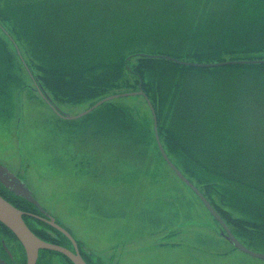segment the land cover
<instances>
[{
    "label": "rangeland",
    "instance_id": "374dc122",
    "mask_svg": "<svg viewBox=\"0 0 264 264\" xmlns=\"http://www.w3.org/2000/svg\"><path fill=\"white\" fill-rule=\"evenodd\" d=\"M18 1L0 0V25L13 38L34 82L70 115L97 101L99 89L93 84L101 89L115 78L108 64L90 67L94 57L103 60L99 53L107 52L105 36L88 48L75 39L76 49L69 51L54 46L59 25L74 34L76 21L105 18L110 9L192 11L199 1L202 27L210 20L227 23L224 36L218 31L224 24L196 37L173 29V36L166 31L143 41L118 42L133 53L128 56L124 48L118 55L108 48V54L120 56L116 65L124 56L127 71L136 66L143 70L141 88L151 96L169 158L236 237L264 254V67L188 68L151 57H173L193 46L203 62L188 63L264 59V0H216L204 7L205 0H46L39 35L26 32L15 18L16 6L9 5ZM91 29L99 32L98 26ZM143 54L149 60L132 57ZM86 69L90 74L75 82L76 72ZM126 79L134 84V75ZM122 81L113 85L112 94L139 89H128ZM26 84L33 87L16 49L0 30V162L22 171L42 206L104 263L264 264L216 234L213 218L158 152L152 114L142 97L112 100L65 121ZM196 128L206 132L201 136ZM227 131L232 134L225 138Z\"/></svg>",
    "mask_w": 264,
    "mask_h": 264
},
{
    "label": "trees",
    "instance_id": "16d2710c",
    "mask_svg": "<svg viewBox=\"0 0 264 264\" xmlns=\"http://www.w3.org/2000/svg\"><path fill=\"white\" fill-rule=\"evenodd\" d=\"M215 1L216 0H205L203 7L207 3L216 4ZM45 4H46V0H19L18 3H16V5H9V6H16V9L13 10L14 12H16L15 18L18 20L19 24L23 26L26 32L30 31L33 34L35 32H38L37 35H39L40 27H39L38 18H39V15L41 14L40 9ZM196 5H197L196 9L192 11L190 9L186 10L184 9V7H179L178 10L171 11V12L164 11V10H156L154 12L144 7H140L138 9L134 6L129 7V8H124L122 11L121 10L112 11L111 9L107 10L106 8H104V10L109 11V13L107 14L105 18H101L99 16L98 19L94 17L91 19H86L84 21H76L75 25L77 29L74 34L70 32L68 26L66 28H63L61 25H59L58 30L54 34V37L56 39V41L54 42V46L56 47L62 46L63 49L73 51L76 49L72 45L73 43H77L75 39H78L82 43L80 44L81 47L88 48L89 44H94L97 42V45H98L99 39L101 36L106 37L105 44H107L106 45L107 52L103 50V52L99 53L100 55L99 58L103 60H99L94 57V59H92L91 61L90 67L97 66L99 64H104L106 67V65L108 64L110 67H112L111 75H113L115 80H110L109 84H106V86L101 89H100V86L93 84L94 87H97L99 89L95 91L98 93L97 95H95L97 96L95 98L98 99L101 97L100 95L105 96L107 95L108 92L111 93L113 85L117 84V81H121L122 79H123L122 85H124V87H127L128 89L133 87V85L142 86L143 70L139 69L138 66H136L134 69L129 67V71H127L125 68L124 56H123V59L120 61V63L117 65L114 63V61L116 58L120 56H109L108 48L111 52H114L117 55L120 54L121 50L119 51V49L124 48V47H119L120 43L118 42H121L122 40L126 41L130 38L132 39L136 37L140 41H143L144 38H146L145 36H150V35L153 36V35L159 34L160 32L165 33L166 31L168 35L173 36V33H172L173 29H176L181 34L180 36H182L183 34L190 35V33L192 32L191 33L192 36L196 37L197 35L201 34L203 30L207 28H212V30L215 29L214 26H217L218 24H221V25L224 24L220 29H218V31H221L220 36H224L223 28L224 26H227V23L218 22L215 20V23L217 24L215 23L213 24V22L210 20L208 21L206 25H204V27H202L201 22L198 21V10H199L198 8H200V1ZM210 11H213V10H211L210 8ZM160 14L161 16L159 18L158 15ZM210 16H213V15L209 13V17ZM157 18L159 19L157 20ZM22 21H23V24H22ZM93 26H98L99 32H94V30L91 29ZM28 27L30 28V30L26 29ZM96 35L97 37H95ZM137 49H141V47H137ZM122 50L125 52L126 54L125 56H128L129 54L128 52H130V50L126 48ZM137 51H142V50H137ZM130 54H133V53H130ZM198 54L200 53L198 51H195L193 46H190L189 48L182 50L181 53L175 54V55L172 54V55L173 57L180 59V60H184V61L191 60L195 62H203V58L201 60ZM132 57H136L140 61L149 60L148 57L141 56V55H133ZM154 59H157V58H154ZM250 59L252 60L253 58H250ZM158 60H164V59H158ZM109 63H113V64H109ZM250 65H253V64H250ZM187 67L189 68L193 66H187ZM261 67H264V64H261ZM193 68H197V67H193ZM89 71L90 70L88 69H86L85 71L83 70L77 71V72L75 71L76 72L75 82H77L78 80V83H80L82 81L81 76L83 74H90ZM126 75H134V84H130V81L126 79ZM84 91H85V94L90 92V90H87V89H84ZM145 93L152 103L151 96H149L146 91ZM194 132L196 133L198 132V134L203 136L202 133H205L206 130H203L202 132L201 130L198 131V128H196ZM231 134H232L231 131H227L225 138L229 137ZM210 139H211L210 137L205 138V142L208 143ZM216 147L217 146L213 147L214 151L216 150ZM211 155H213V153L210 154L209 157H211Z\"/></svg>",
    "mask_w": 264,
    "mask_h": 264
},
{
    "label": "flooded vegetation",
    "instance_id": "af4514ba",
    "mask_svg": "<svg viewBox=\"0 0 264 264\" xmlns=\"http://www.w3.org/2000/svg\"><path fill=\"white\" fill-rule=\"evenodd\" d=\"M26 87L29 90H33L35 93H37L36 90L29 84H26ZM40 96L39 98L41 99L43 104L48 108L49 107L52 108L51 106L53 105L54 102L50 99L46 100L44 94H43L44 97L42 96L43 99ZM0 164L8 168L17 178L26 182L22 171H15L10 167H8L7 165L3 164L2 162H0ZM27 185L29 186L28 183ZM29 188L31 189L34 199L36 200L38 205L29 202L19 196H16L14 193L10 192L7 188H5L1 183H0V196L6 199L11 204H13L18 210L22 212L23 221L28 227V229L43 242L64 249L70 252L72 255L80 257L84 264H106L100 257H97L94 252H92L86 246H84L80 242V240L77 239V237L72 233L71 230H69L66 226H64L56 217H54L46 208H44L42 204L39 202L32 188L30 186ZM52 201L56 202L57 200L53 199ZM204 208L206 209L205 206ZM62 210L65 211L66 207L63 206ZM206 211L208 212L207 209ZM209 215L213 218L211 213H209ZM220 218L225 223V225L232 233V235L241 244H243L236 237V234L228 227V225L224 221L225 219L221 215ZM213 220L216 226V230H215L216 234L219 235L224 240H226V242H228V244L233 249L238 250L229 243V241L226 238V233L224 229L220 226L218 221L214 218ZM0 260L5 262L6 264H27V257L22 244L19 242L16 236L2 223H0ZM35 264H75V263L66 254L58 250L40 248L38 250Z\"/></svg>",
    "mask_w": 264,
    "mask_h": 264
},
{
    "label": "water",
    "instance_id": "95a60500",
    "mask_svg": "<svg viewBox=\"0 0 264 264\" xmlns=\"http://www.w3.org/2000/svg\"><path fill=\"white\" fill-rule=\"evenodd\" d=\"M151 57L155 58H164L166 60L183 64V65H192L197 67H215V66H222L226 64H254V63H264V60H240V61H225V62H219V63H209V64H199V63H188L185 61H180L178 59H175L171 56L167 55H152ZM38 92L42 95L41 91L38 90ZM127 96H143L147 102V105L150 108V111L152 113L153 118V130H154V136L157 142L158 149L164 158L167 165L175 172V174L187 185L189 186L194 193L199 197V199L202 201L206 209L211 213L214 219L218 221L220 226L224 229L226 233V238L229 241V243L235 247L236 249L247 253L253 257L260 258L264 260V255L259 254L256 252H253L243 246L229 231L225 223L222 221V219L219 217L218 213L214 210V208L210 205V203L206 200V198L202 195V193L192 184L188 181L186 177L183 176V174L176 168V166L169 160L168 156L164 152V149L160 143L158 133H157V125H156V116L154 113V109L148 100V98L145 96L144 92L140 89L135 92H128V93H119L114 95H109L105 98H102L101 100L97 101L95 104H93L91 107H89L87 110L77 114V115H69L66 113L59 112L57 109L53 108V110L62 118L71 120L79 118L92 109L96 108L100 104L117 99L120 97H127ZM0 183L6 187L8 190L13 192L15 195H18L20 197L25 198L27 201L32 202L36 205L38 203L32 196V193L30 189L27 187V185L17 177H15L6 167L0 165ZM0 222L4 224L8 229L12 231V233L16 236V238L19 240V242L22 244L26 257H27V264H35L38 250L40 248H47V249H54L58 250L64 254H66L75 264H84L80 257L72 255L70 252L61 249L59 247H56L54 245L48 244L46 242H43L39 238H37L26 226L22 219V212L15 208L12 204H10L8 201H6L4 198L0 196ZM0 264H6L2 260H0Z\"/></svg>",
    "mask_w": 264,
    "mask_h": 264
}]
</instances>
